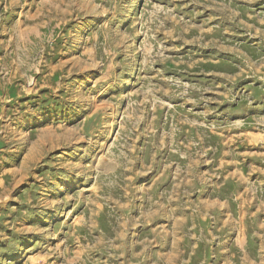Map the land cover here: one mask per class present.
Here are the masks:
<instances>
[{
    "label": "rangeland",
    "instance_id": "obj_1",
    "mask_svg": "<svg viewBox=\"0 0 264 264\" xmlns=\"http://www.w3.org/2000/svg\"><path fill=\"white\" fill-rule=\"evenodd\" d=\"M0 264H264V0H0Z\"/></svg>",
    "mask_w": 264,
    "mask_h": 264
},
{
    "label": "bare ground",
    "instance_id": "obj_2",
    "mask_svg": "<svg viewBox=\"0 0 264 264\" xmlns=\"http://www.w3.org/2000/svg\"><path fill=\"white\" fill-rule=\"evenodd\" d=\"M98 166V165H97Z\"/></svg>",
    "mask_w": 264,
    "mask_h": 264
}]
</instances>
